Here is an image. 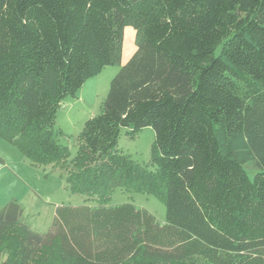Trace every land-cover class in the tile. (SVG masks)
I'll use <instances>...</instances> for the list:
<instances>
[{"label":"trees","instance_id":"obj_1","mask_svg":"<svg viewBox=\"0 0 264 264\" xmlns=\"http://www.w3.org/2000/svg\"><path fill=\"white\" fill-rule=\"evenodd\" d=\"M109 65L122 67L67 176L95 202L57 206L39 233L10 201L0 264H264V0H0V137L65 163L57 112ZM146 126L154 169L118 148ZM117 188L159 197L165 222L111 204Z\"/></svg>","mask_w":264,"mask_h":264},{"label":"rangeland","instance_id":"obj_2","mask_svg":"<svg viewBox=\"0 0 264 264\" xmlns=\"http://www.w3.org/2000/svg\"><path fill=\"white\" fill-rule=\"evenodd\" d=\"M136 31L127 26L124 32L122 64L131 58L136 50ZM121 65L106 66L99 74L86 80L75 96H67L55 121L61 132L57 136L60 144L69 148V158L59 165H35L10 142L0 137V209L12 200H17L23 207L22 221L33 231L45 233L55 215L57 206L93 204L78 193H73L67 183L68 169L75 158L79 147V135L85 122L102 111L103 103L109 93L111 81L120 71ZM123 128L119 136L118 148L131 159L154 169L152 150L155 141V130L146 126L135 136ZM250 176H254V166L246 165ZM132 202L151 211L160 222L166 220V205L154 194L130 192L117 188L111 197V204Z\"/></svg>","mask_w":264,"mask_h":264},{"label":"crops","instance_id":"obj_3","mask_svg":"<svg viewBox=\"0 0 264 264\" xmlns=\"http://www.w3.org/2000/svg\"><path fill=\"white\" fill-rule=\"evenodd\" d=\"M124 51V50H123Z\"/></svg>","mask_w":264,"mask_h":264}]
</instances>
